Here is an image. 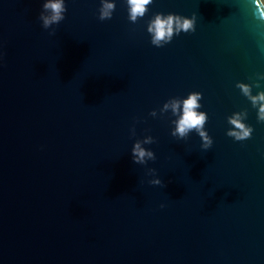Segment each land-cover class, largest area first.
Here are the masks:
<instances>
[{
    "label": "water",
    "instance_id": "obj_1",
    "mask_svg": "<svg viewBox=\"0 0 264 264\" xmlns=\"http://www.w3.org/2000/svg\"><path fill=\"white\" fill-rule=\"evenodd\" d=\"M43 2L0 0V264H264V123L237 86L264 90L253 0H153L135 23L125 0L106 20L100 0H65L49 29ZM155 13L195 31L156 47ZM191 92L207 150L163 110ZM234 113L250 138L226 134ZM146 136L156 159L139 165Z\"/></svg>",
    "mask_w": 264,
    "mask_h": 264
},
{
    "label": "clouds",
    "instance_id": "obj_2",
    "mask_svg": "<svg viewBox=\"0 0 264 264\" xmlns=\"http://www.w3.org/2000/svg\"><path fill=\"white\" fill-rule=\"evenodd\" d=\"M101 6L99 8V19H111L113 11L116 7L115 0H100ZM153 0H125L127 6L128 20L135 23L139 18L145 17L149 10V6ZM255 8L258 10V16L264 19V0H253ZM41 11L39 13V20L42 22L44 29H49L53 25L59 24L65 19L67 11L65 0H44ZM196 18L195 16L188 17L174 13H155L147 24V32L150 35L151 44L156 47H163L171 42L174 35H179L181 32L188 33L195 31ZM54 35L53 32L49 33ZM264 79V76L259 77ZM241 88L242 93L248 97L252 106L256 109L257 121L264 123V90L258 91L252 95V85L240 83L237 85ZM260 85L257 83L256 85ZM202 94L199 92H191L182 99L172 98L164 104V111H170L175 119L172 121L171 135L177 139H184L188 137L193 131L202 137L201 147L205 150L209 149L213 143L212 138L206 136L204 128L207 121V114L200 112L201 107L199 101ZM155 115V112L152 113ZM230 124L233 126L229 128L226 133L228 136L234 138L236 141H243L251 137L253 127L245 123V117L239 113H234L233 118H230ZM151 136H146L143 140H136L131 148V157L134 163L139 165H146L148 161H155V153L146 148V144L153 143ZM153 177L149 180L152 185H161V179L156 176L154 168L148 169ZM163 207V205H161Z\"/></svg>",
    "mask_w": 264,
    "mask_h": 264
}]
</instances>
